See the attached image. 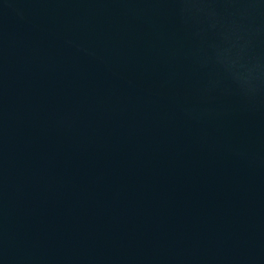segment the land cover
Here are the masks:
<instances>
[{"label": "water", "instance_id": "obj_1", "mask_svg": "<svg viewBox=\"0 0 264 264\" xmlns=\"http://www.w3.org/2000/svg\"><path fill=\"white\" fill-rule=\"evenodd\" d=\"M0 264H264V0H0Z\"/></svg>", "mask_w": 264, "mask_h": 264}]
</instances>
